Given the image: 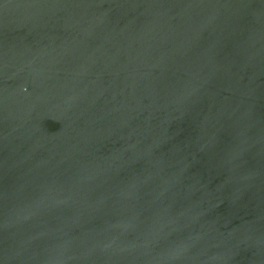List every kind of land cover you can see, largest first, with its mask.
I'll return each instance as SVG.
<instances>
[{"label": "water", "instance_id": "1", "mask_svg": "<svg viewBox=\"0 0 264 264\" xmlns=\"http://www.w3.org/2000/svg\"><path fill=\"white\" fill-rule=\"evenodd\" d=\"M0 264H264V0H0Z\"/></svg>", "mask_w": 264, "mask_h": 264}]
</instances>
